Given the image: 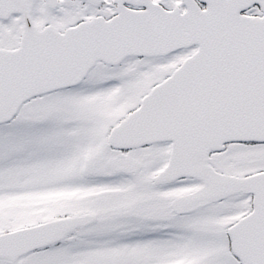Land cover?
<instances>
[{"label": "snow or ice", "instance_id": "6c2138e0", "mask_svg": "<svg viewBox=\"0 0 264 264\" xmlns=\"http://www.w3.org/2000/svg\"><path fill=\"white\" fill-rule=\"evenodd\" d=\"M0 264H264V0H0Z\"/></svg>", "mask_w": 264, "mask_h": 264}]
</instances>
